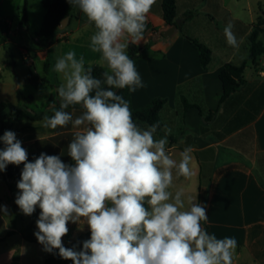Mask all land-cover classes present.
Returning a JSON list of instances; mask_svg holds the SVG:
<instances>
[{"label": "crops", "instance_id": "1", "mask_svg": "<svg viewBox=\"0 0 264 264\" xmlns=\"http://www.w3.org/2000/svg\"><path fill=\"white\" fill-rule=\"evenodd\" d=\"M7 3L0 0V21L11 25L0 44V87L11 85L24 71L31 86H48L49 104L44 110L48 113L61 102L56 90L63 83L62 75L52 70L59 57L71 50L77 58L84 57L85 67L93 62L92 67L104 68L94 63L100 54L89 47L95 26L76 7L67 29L45 40L32 36L47 15L44 0L43 20L37 29L32 28L31 0L11 7ZM25 8L32 34L21 24ZM263 11L264 0H177V20L181 23L166 38L162 32L170 26L164 19L163 0H156L148 14L144 41L137 45L141 56L135 66L144 87L131 92L134 108L144 107L155 98L167 99L160 114L163 129L159 136L170 130L166 151L171 156L191 147V168L198 175L200 203L206 206L208 215L203 226L218 239H236L233 264H264V54L258 57V63L250 60V37ZM229 22L238 47L230 46L224 36ZM262 29L259 41L264 45V26ZM186 37L197 39L212 51L207 68ZM245 62L246 83L221 103V71L228 63ZM183 98L197 107L186 110ZM33 100L32 94L22 95L21 99L0 95V105H12L0 111V128L9 113L26 109L20 108L22 103ZM65 111L75 118L83 110ZM12 131L27 150L29 162L46 153L60 156L66 164L74 163L67 154L76 131L71 123L52 130L43 126V120H24L17 122ZM205 167L210 169L207 184L202 181ZM22 169L23 164H9L6 176L0 172V205L7 208V212H0V264H36L37 258L39 264H45L47 252L45 257L34 235L41 210L37 207L28 216L15 204ZM67 226L69 232L62 243H71L89 230L86 223L82 231L79 224L69 222Z\"/></svg>", "mask_w": 264, "mask_h": 264}, {"label": "clouds", "instance_id": "2", "mask_svg": "<svg viewBox=\"0 0 264 264\" xmlns=\"http://www.w3.org/2000/svg\"><path fill=\"white\" fill-rule=\"evenodd\" d=\"M94 24L90 50L99 53L94 63L106 68L102 79L92 75V63L85 67L83 56L74 51L59 57L53 71L61 74L57 88L60 109L44 116L43 126L76 131L67 154L41 153L28 161L27 150L13 131L0 141V172L9 164L21 165L19 192L15 204L25 215L39 207L34 233L43 250H58L73 264H233L235 238L218 239L209 234L206 206L184 197L181 188L171 191L174 180L190 178L191 147L179 160L166 151L165 136L156 139L158 125L141 128L133 119L129 102L116 90L135 92L144 87L135 62L128 55L130 45L144 41L148 14L156 0H68ZM63 26V25H62ZM229 22L224 36L230 46L238 41ZM80 105L79 116L65 111ZM0 212H7L0 205ZM86 223L90 239L83 248H66L62 238L68 223Z\"/></svg>", "mask_w": 264, "mask_h": 264}, {"label": "trees", "instance_id": "3", "mask_svg": "<svg viewBox=\"0 0 264 264\" xmlns=\"http://www.w3.org/2000/svg\"><path fill=\"white\" fill-rule=\"evenodd\" d=\"M45 7L47 8V15L43 26L35 33H31L30 22L26 8L24 9V16L21 24L27 27L28 31L32 36H36L45 40H50L54 35L60 31V26L62 22L67 18H72L75 13V6L68 3V0H44ZM163 14L164 19L168 26L172 27L177 21V0H163ZM264 26V11L259 18L257 28L251 34V56L250 60L258 63V57L264 54V45L259 41V35L263 30ZM149 26L146 27V30ZM11 25L7 22L0 21V44L5 41L6 35L10 32ZM187 40L199 51L201 56V62L204 68H207L212 59V51L203 43L197 39L191 37H186ZM128 55L136 63L141 56V48L137 45H130L128 50ZM247 68V62L242 65H235L234 63H228L220 73V80L223 84V94L221 96V103H223L228 97H230L234 92L239 90L245 83V70ZM105 68L92 67V75L96 78L102 79V72ZM118 94L122 95L125 100L129 102L130 109L133 114L134 121L140 127H147L152 124H157V132H162L163 124L161 120V111L167 103L166 98H155L148 105L141 108H134L131 100V93L127 88L122 90H116ZM186 110L197 107L195 105L189 104L186 98H183ZM12 106L10 103H3L0 105V111L5 108ZM60 109V104H58L54 110L50 112H34L29 109H17L9 113L2 121V126L0 128V137L3 136L5 131H12L13 126L20 121L30 120V121H42L44 116L49 114L51 117L55 110ZM81 109L80 105L70 106L68 109ZM54 130V129H52ZM4 144L0 141V149H3ZM4 172V171H3ZM6 176V172H4ZM207 230V228H206ZM90 229L82 234L78 239L71 243H63L66 248L75 247L77 251L82 250L83 241L90 239ZM2 239H0V242ZM45 264H73L72 260H66L59 256L58 250H54L52 253L47 252V259Z\"/></svg>", "mask_w": 264, "mask_h": 264}, {"label": "rangeland", "instance_id": "4", "mask_svg": "<svg viewBox=\"0 0 264 264\" xmlns=\"http://www.w3.org/2000/svg\"><path fill=\"white\" fill-rule=\"evenodd\" d=\"M22 0H8V7H11V5H16L17 3H21ZM31 12H32V28L37 29L42 20L43 16L41 17V14L44 13V7L41 3V0H31ZM253 72V70H249ZM17 84L21 86V88L17 89ZM49 88L48 86H40L35 87L31 86L27 78H25V72L22 71L17 78L12 80L11 85H2L0 87V95L5 98H11L14 96V99H21L22 95L32 94L34 96L33 101L29 102H23L20 108H29L30 110H33L34 112H41L44 111L49 104V94H47ZM156 139L163 138L164 136H159L158 134H154ZM179 152L175 151L174 155H172V158L179 160ZM209 175H210V169L208 167H205L204 175L202 177L203 184H207L209 182ZM184 190V199L187 205V198L191 197L195 202L200 203V196H199V178L198 175L195 173L194 168L192 169V175L190 178H184L179 177L174 180V187L170 189L175 193L176 190L179 189ZM204 197L201 198L203 200ZM41 252L46 257V251L43 250V246ZM38 257H39V250H38ZM40 258H37L36 264H39Z\"/></svg>", "mask_w": 264, "mask_h": 264}, {"label": "water", "instance_id": "5", "mask_svg": "<svg viewBox=\"0 0 264 264\" xmlns=\"http://www.w3.org/2000/svg\"><path fill=\"white\" fill-rule=\"evenodd\" d=\"M70 20H71V18H70V17H67V18L62 22V24H61V26H60L59 29H60L61 31H65V30L67 29L69 23H70ZM180 23H181V20H177V21H176V24L173 25L172 27H170V29H168V30H166V31H163V32H162V35H163L164 37H166V38L171 37V35H173V33H174L175 30L178 28V26L180 25ZM62 25H63V26H62ZM259 58H260V56H259Z\"/></svg>", "mask_w": 264, "mask_h": 264}]
</instances>
